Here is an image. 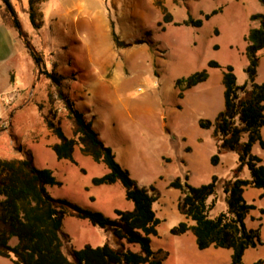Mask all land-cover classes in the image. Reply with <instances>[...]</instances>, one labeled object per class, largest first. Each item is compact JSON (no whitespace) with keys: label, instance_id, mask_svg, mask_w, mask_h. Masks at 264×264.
Returning a JSON list of instances; mask_svg holds the SVG:
<instances>
[{"label":"rangeland","instance_id":"obj_1","mask_svg":"<svg viewBox=\"0 0 264 264\" xmlns=\"http://www.w3.org/2000/svg\"><path fill=\"white\" fill-rule=\"evenodd\" d=\"M11 1L26 40L42 56L43 67L49 70L55 66L63 75V90L74 107L92 121L131 177L155 196L153 208L161 221L151 245L168 251L164 264L229 262L230 249H199L191 231L170 232L185 217L179 208L181 192L169 184L187 174L188 182L198 186L216 175L219 187L216 197L208 199L211 202L214 198L209 214L213 217L226 209L221 186L233 176L238 156L234 151H219L214 121L224 109V68L232 66L240 84L247 79L244 36L257 25L250 15L262 11L259 1L36 0L37 26L30 20L29 0ZM158 3L171 14L172 21L163 19ZM214 9L217 12L205 19L204 14ZM188 15L201 18L202 25L181 23ZM112 29L120 41L130 45L116 46ZM19 38L22 45L14 44V56L0 64V158H21L30 152L36 167L51 169L61 182L48 185V193L71 205L111 218L115 209H132L120 182L92 183L93 177L108 169L82 154L79 146L73 152L76 163L56 157L51 146L59 140L47 128L44 115L53 117L67 136L73 135V127L55 87L43 74H37ZM210 60L220 67H210ZM202 70L207 71V78L183 89L179 96L176 81ZM256 81L264 82V50L258 54ZM242 96L247 97L248 92ZM201 120L212 124L201 126ZM260 136L264 141V126ZM252 152L264 162V148L258 142ZM215 154L219 161L212 164ZM240 176L249 178L246 167ZM260 192L251 186L244 191L245 199L256 204L246 217V225L259 229L262 244L246 249L242 264L257 260L264 264V215L259 211L264 198L259 197ZM61 240L62 251L70 259L73 248L86 244L97 246L108 241L119 247L110 229L78 218L70 206L63 216ZM16 242V238L10 239L11 244ZM0 264L14 263L0 256Z\"/></svg>","mask_w":264,"mask_h":264},{"label":"trees","instance_id":"obj_2","mask_svg":"<svg viewBox=\"0 0 264 264\" xmlns=\"http://www.w3.org/2000/svg\"><path fill=\"white\" fill-rule=\"evenodd\" d=\"M36 0H29L30 20L36 21ZM180 3L183 0H173ZM262 11L251 14L250 20L257 22L250 27L244 40L247 65V79L242 84L237 82L232 66L227 65L222 74L224 85V109L214 121V133L218 140L219 151H234L238 156L233 176L222 182L226 209L211 217L209 212L214 206L219 187L218 177L198 186L188 182V175L177 176L169 186L181 192L179 208L185 220L170 229L173 234L191 231L199 249L209 247L231 250L230 261L219 264H242L246 249L262 244L259 229L249 228L246 217L256 209V204L244 197L248 186L261 189L260 198H264V162L252 152L254 143L264 148L260 129L264 126V82L256 81L258 54L264 50V0H258ZM165 21H172L171 14L158 3ZM217 12L216 9L204 14L207 19ZM2 21L18 31L28 53L32 57L37 74H43L55 87L56 96L63 102L66 117L73 127V135L67 136L62 127L49 115H44L48 129L58 138L51 147L58 159H67L73 163L76 146L82 154L90 156L95 162L103 163L108 171L92 178L95 185L120 182L125 189V198L133 203L130 210L115 209V217L105 216L99 211L71 205L65 199L52 197L48 185H60L53 171L34 165L30 152L21 158H0V256L11 258L14 264H164L168 251L163 248L153 249L151 237L157 235L160 218L153 208L155 196L133 179L130 172L116 159L113 149L101 139L92 121L85 113L74 107V103L63 90V75L55 70L44 68L42 56L26 40L17 12L11 0H0ZM201 18L188 15L181 23L201 26ZM112 40L118 47L130 45L119 40L112 29ZM141 42V41H139ZM210 67H220L217 61L210 60ZM206 70L196 72L187 79H178V93L204 81ZM248 92L247 97L242 94ZM51 96V95H50ZM209 120H201V126H210ZM219 156L213 155L211 162L217 164ZM243 167L249 171V178L240 176ZM66 206L75 210L78 218L87 220L91 225L110 229L119 240V247L108 241L102 245L86 244L72 249L70 259L62 251L61 226ZM264 215V207L259 208ZM191 221V223H190ZM15 237L17 242L10 243ZM129 245L137 246L134 250ZM257 260L253 264H259Z\"/></svg>","mask_w":264,"mask_h":264},{"label":"crops","instance_id":"obj_3","mask_svg":"<svg viewBox=\"0 0 264 264\" xmlns=\"http://www.w3.org/2000/svg\"><path fill=\"white\" fill-rule=\"evenodd\" d=\"M10 29H14V28H11L7 24H5L0 17V64L8 61L10 58L14 56V44L15 43H18V45L20 43V45H22L20 42L19 34H16V32L15 33L11 32ZM22 51H24V54L28 56V49L26 50V52L25 50H22ZM14 78L15 80L18 79L16 75ZM93 126L95 125L93 124ZM248 227L253 228L250 226Z\"/></svg>","mask_w":264,"mask_h":264},{"label":"built area","instance_id":"obj_4","mask_svg":"<svg viewBox=\"0 0 264 264\" xmlns=\"http://www.w3.org/2000/svg\"><path fill=\"white\" fill-rule=\"evenodd\" d=\"M138 90H139V91H141V90H142V88L140 87V88H138Z\"/></svg>","mask_w":264,"mask_h":264}]
</instances>
